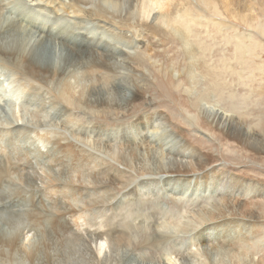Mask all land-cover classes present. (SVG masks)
Returning <instances> with one entry per match:
<instances>
[{"label":"rangeland","instance_id":"rangeland-1","mask_svg":"<svg viewBox=\"0 0 264 264\" xmlns=\"http://www.w3.org/2000/svg\"><path fill=\"white\" fill-rule=\"evenodd\" d=\"M242 1L245 2L246 11L250 15L247 16L248 20L243 14L235 17L229 9L225 8L226 12L221 8L220 12L223 11L221 16H217L218 12L214 14L217 16L216 19L221 18L219 28L221 27L222 31H216L211 23L201 29L204 34L201 33L199 40L205 39L203 41L209 47V51L205 54L206 66L199 61L192 70L194 79L184 75V69H187L186 61L179 47L172 42H166L164 45L155 44L152 47L150 66L148 61L140 60L142 63H139L140 67L137 70L133 68L130 70L127 67L129 65L125 62L123 51L117 48L106 49L113 56L112 60L110 58L108 61L116 66L117 72L113 73L112 80L106 88L89 94L88 98L91 97L89 100L92 103L105 99L110 104L105 107L106 109L98 107L85 111L71 109L78 124L73 133L77 136L79 129L86 128L87 130H84L87 132L83 131L84 134L79 136L91 139L89 141L98 144L104 151L100 152L104 153L101 161L92 159L90 161L86 156V148L84 150L80 148L78 151L79 154H85L89 161L88 165L91 166L93 163L92 168L102 169V173L100 172L102 175L94 169L90 179L94 180L91 188L99 191L103 198L96 204L81 208L84 211V213L81 211L82 215H79V209L66 210L64 203L55 198L58 210L67 212L69 226L84 233L85 241L91 242L89 246L91 250H86L85 253L83 246L77 245L74 253L76 258L65 262V257L57 255L56 264H79L77 259L81 254L86 256L82 264H264V28H260L263 34L256 30L258 25L264 24V0ZM236 3L232 8H237ZM251 18L252 22H249ZM254 19L259 21L256 22ZM254 23L258 25L255 26ZM57 29L54 27L47 31L48 41L44 44L46 46L37 47L35 52L41 57V62L61 72L67 66L69 55L56 40L61 32L59 27ZM54 30L57 31L52 34ZM83 30L79 31V35H74L75 37L71 35L72 41L78 43L81 40L79 41L81 43ZM239 38L244 41L240 42ZM235 40L237 44L247 45V56L243 57V60L239 57L236 59ZM153 60L155 63H152ZM208 67L213 69L210 70ZM171 70L175 73H171ZM178 73L181 74L180 77H177ZM8 78L0 77L5 83L8 82ZM188 79L193 85L194 92L185 91L189 86ZM40 84L43 85L40 91L49 90V97L55 94L54 89L57 86L55 80ZM36 91L39 92L38 89ZM27 93L25 92L23 99L19 97L21 101H18L19 105L15 107L18 114L16 119L13 118L16 113L8 115L7 109L2 105L0 115L8 122L18 121L24 113V110L19 112L22 110V101L29 99ZM35 100L39 103L41 96L35 97ZM200 104L201 106L217 104L233 112L234 124L242 125L243 130L247 129L253 139L245 135L244 137L243 130H240L241 133L213 125L205 111L199 108ZM26 112L33 115L28 106ZM41 113L38 119L42 125L38 132L45 133L44 129H54L53 127L56 128L54 125L63 129L61 123H58L64 116L63 110L47 105L46 112ZM164 119L172 131L192 145L195 155L201 156L202 169L197 170L200 174L195 175L189 182L178 180L177 176L165 177L158 171V165L156 166V152L152 154L150 150L147 151L148 147L143 149V146H148L149 143L157 149L162 137L158 127ZM148 120L151 127L145 126ZM27 122L19 120L18 123L32 124ZM44 125L49 127L43 129ZM65 131L69 136L70 130ZM107 142L111 143L109 147L103 145ZM132 142L136 144L133 146L135 151L127 149V144ZM111 146L114 147L113 151L110 150ZM95 147L92 145L91 149ZM106 148L113 153L118 149L115 152L116 158L114 156L111 158L112 155L107 156ZM41 149L45 151L47 148ZM96 153L99 155V152ZM31 155L28 153L27 159L36 166V160L34 161ZM165 161L168 163V158H165ZM111 176H115L114 179ZM208 181L219 183L213 182L209 185ZM53 189L57 194V190ZM81 196L85 197L84 194ZM94 196L96 197V194ZM9 203L13 204L12 201H7L4 207L8 208ZM16 204H19V201ZM3 211L0 207V213L6 214V211ZM97 228L108 240L105 241L106 244L103 243L104 238L96 239L86 234ZM30 235L32 237L29 236L31 237L28 238L29 241H23L28 246V243H31L28 249L36 245L38 240H35L37 236L33 233ZM101 243L103 248L99 249ZM220 249H228L229 254H224Z\"/></svg>","mask_w":264,"mask_h":264},{"label":"bare ground","instance_id":"bare-ground-1","mask_svg":"<svg viewBox=\"0 0 264 264\" xmlns=\"http://www.w3.org/2000/svg\"><path fill=\"white\" fill-rule=\"evenodd\" d=\"M237 1L238 0H0V77H10L11 79L8 78L7 80L11 82V84H8L7 81V83H5L4 79H0V106L2 105L7 109L8 115L16 113V115L13 116V118L16 119L18 114L15 112L17 111L15 107H17L21 101L19 97L21 96V99H23L22 97L25 95V92H28L29 99L22 101V110L19 112L24 110V113L19 117V120L32 123L20 124L18 123L19 120L8 122L0 115V207L2 210L6 211V214L0 213V264H56L57 255L62 258L65 257V262H69L74 257L76 258L74 253H76L75 247H77V245L83 246L84 252L86 250H91L89 248L91 242L85 241L86 239L83 238L84 233L69 226V220L66 216L67 212L58 210L55 198H58L62 201L61 203H64L66 210L79 209V215L84 213L81 208L96 204L103 198L99 195V191L91 188V184H93L92 181H94L90 179L91 176H93L91 172L95 168L91 167L93 163L91 166L88 165L89 161H87V158L90 159V161L91 159L93 161H101L104 153L101 154L100 152L104 151L98 144L89 141L91 139H84L79 136L84 134L82 133L83 131L87 132L84 130L86 128L83 129L81 127L83 130L79 129L77 136L73 133L75 126H78V124L76 122L77 119L74 114H72V110L85 111L90 108L92 109V107H98L100 109L110 104L105 101V99L97 103H92L89 100L91 97L88 98L89 94L93 92L96 93V91H101L106 88L112 80L113 73L117 72L116 66H113L111 62L108 61L110 58L112 60L113 56H111L106 49L109 48V50H113L117 48L123 51L126 58L125 62L130 67L126 64L125 66L130 68V70L131 68L137 70L139 69L138 67H140L139 63H142L139 62L140 60L148 61V63L152 60V47H154L155 44L164 45L166 42H172L173 45L179 47L180 53L186 61L187 69H184V75L189 79H194V72H192V70L198 65L197 63L199 61H202L204 66H206L205 54L209 51V47L203 41L205 39L202 41L199 40L202 33L201 29L207 27V25L211 23L215 30H219L220 32L221 27L219 28V25L221 24V18L218 17L219 19H216V17L221 16L222 12L224 10L226 11V9H229L232 16H237L239 14H243L244 18L250 16L246 11L245 2L242 0ZM235 3L237 8H232V5ZM221 8H223L222 12H220ZM234 10L235 12H233ZM215 12H218L217 16L214 14ZM252 19L253 18H251L249 22H252ZM254 21L257 22L259 20L254 19ZM245 22L247 21L245 20ZM249 22L248 27L250 25ZM257 25L255 24V26ZM262 26L258 25L256 27V30H259L257 32H261V34L264 32V30L262 32L260 29L264 28V26ZM54 27H56V29L57 27L60 28L59 30L61 32L56 37V40H58L70 57H68L67 66H65L64 71L61 72L41 62V57L35 52L37 47L44 45L46 41H48V32L51 31L52 28L54 29ZM57 30L52 31V34L56 33L55 31ZM82 30V34L84 35L82 37L83 43H80L79 41L81 40L79 39L78 43L74 42L75 40L72 41L70 36L79 35V31ZM203 34L204 33H202V35ZM239 39L240 42L244 41L242 38ZM234 46H236L234 50L236 59L239 57L240 60H243V57L247 56V45L241 43L237 44L235 40ZM44 49H46V47ZM238 53H240V56H238ZM121 60H123V58ZM153 62L154 60L152 63ZM115 64L117 63L115 62ZM143 64L145 63L143 62ZM148 66H150V63ZM162 67L163 66H160V68ZM153 68H155V64H153ZM208 69L212 70L213 68L211 69L208 67ZM133 72L137 73V71ZM139 73H141V71ZM171 73L175 72L171 70ZM135 76L136 75H134V77ZM174 76H176V74ZM180 76L181 74L178 73L177 77ZM189 79V86L187 85L189 88L186 87L185 91L192 92L193 85ZM49 80H55L57 82V86L54 89L55 94L53 96L50 95V97L47 88L44 87L48 92L40 91L41 86L43 87L40 82L46 84ZM136 82H138V80ZM6 84L8 87L11 85V87H6ZM217 86L218 85H216V87ZM134 88L136 89V87ZM37 89L39 92L36 91ZM203 91L202 94L205 92ZM37 96H41V101L39 103L35 102V97ZM202 98H204V96ZM208 104H204V106L200 104L199 108L205 111L208 118L211 120L209 121L212 122L213 125H218L224 130H243L242 125L234 124L233 112H229L219 107L217 104ZM47 105L50 108H58L65 112L64 116L62 118L60 117V122L58 121L59 124L61 123L63 129H59L57 125H54L56 128L53 127L54 129L46 130L44 127L49 126L44 125L42 128L45 130V133L41 131L38 132V128L42 125L39 124L40 119H38V117L42 115L41 111L46 112ZM27 106L33 112L32 116L29 112H26ZM111 107L113 106L111 105ZM93 111L94 109L92 112ZM100 111H102V109ZM5 117H7V115ZM164 120H160L161 125L158 127L162 134L160 139L163 140H160L157 149L154 148L153 144V146H150V143L149 145L147 144L148 146H143V149L148 147L146 149L147 151L150 150L152 154L156 152V166L158 165V171L163 173L165 177L173 178L177 176L178 180L189 182L195 175L199 176L200 174L197 170L202 169L201 166L203 164L200 159L201 156L195 155V149L192 145L188 144L186 142L187 140L185 141L178 136V133L176 134L172 131L167 121ZM145 126H150L149 120L146 122ZM65 129L70 130V137L66 134ZM228 134L230 135L229 132ZM242 134L243 136H247V138L250 137L253 139L247 129L243 130ZM92 135H94V133ZM9 139H11L10 144ZM95 142L98 143V141ZM132 143L127 144V149L131 151L134 148L133 146L136 145L135 142ZM110 144L111 143L108 142L103 143V145L107 147H109ZM140 144L141 143H139V145ZM92 145L96 147L91 149ZM42 147L47 149L44 151L41 149ZM112 147L113 146H111V148ZM80 148L83 150L86 148L87 158L85 154L78 153ZM113 148L110 150L113 151ZM93 149L95 151H93ZM110 150H105L107 156L112 155V157L110 156L111 158H113V156L115 157V152L118 149H116L114 153ZM96 151L99 152L100 156L97 155ZM28 153L32 154L31 156L34 161L36 160V166L28 161ZM165 158H168V163L165 161ZM95 164L97 163L95 162ZM101 170L102 169L98 167V169H95V172L98 171V174H100ZM213 182L215 183L216 181H208L207 183L210 185L213 184ZM106 183L108 184V182ZM234 185L239 186L235 183ZM53 188L57 190V194ZM82 194H84L85 197H82ZM94 194H96V197ZM28 195H30V197H28ZM17 199L19 204H16V202H18ZM7 201L13 202V204L9 203L10 206L8 208L4 207ZM23 201H25V203ZM71 225H73V223ZM30 233L37 236L35 240L38 239L40 241L38 243L37 240L36 245L28 249L31 243H28V246L24 244L23 241L32 237ZM86 234L96 237V239L104 238L105 240L103 243L107 240L104 233L99 231L98 228ZM99 245V249H101L102 243ZM204 245L210 246L209 244ZM220 250H223L224 252H220L224 254H229L228 249ZM84 257L86 256L82 254L78 257L77 261L79 264L84 262ZM239 259L241 258L239 257Z\"/></svg>","mask_w":264,"mask_h":264}]
</instances>
